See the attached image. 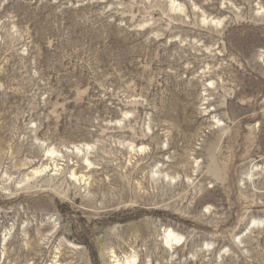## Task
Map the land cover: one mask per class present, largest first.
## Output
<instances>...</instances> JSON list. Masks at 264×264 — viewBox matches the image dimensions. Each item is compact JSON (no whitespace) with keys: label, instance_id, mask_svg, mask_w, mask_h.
I'll use <instances>...</instances> for the list:
<instances>
[{"label":"rangeland","instance_id":"obj_1","mask_svg":"<svg viewBox=\"0 0 264 264\" xmlns=\"http://www.w3.org/2000/svg\"><path fill=\"white\" fill-rule=\"evenodd\" d=\"M134 257L264 264V0H0V264Z\"/></svg>","mask_w":264,"mask_h":264},{"label":"bare ground","instance_id":"obj_2","mask_svg":"<svg viewBox=\"0 0 264 264\" xmlns=\"http://www.w3.org/2000/svg\"><path fill=\"white\" fill-rule=\"evenodd\" d=\"M54 151L52 152H50V150L47 152V156H49V157H54ZM38 172V171H37ZM71 177L72 178H74L75 177V175L73 174V173H71ZM176 239H179L178 238V236L177 235H175L172 231H167L166 232V243L167 244H169L170 245V242H172L173 240H176ZM133 257V256H132ZM134 259H135V257L134 258H126L125 259V263H121V262H117V264H131V261L133 262L134 261Z\"/></svg>","mask_w":264,"mask_h":264}]
</instances>
